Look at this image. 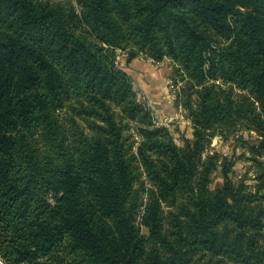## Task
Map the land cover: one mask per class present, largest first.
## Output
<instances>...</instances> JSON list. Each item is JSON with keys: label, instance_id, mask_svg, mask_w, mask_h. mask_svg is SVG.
Masks as SVG:
<instances>
[{"label": "trees", "instance_id": "1", "mask_svg": "<svg viewBox=\"0 0 264 264\" xmlns=\"http://www.w3.org/2000/svg\"><path fill=\"white\" fill-rule=\"evenodd\" d=\"M74 1L0 0L3 264H264V0ZM117 49L175 62L183 147ZM241 130L258 135L252 187L210 152Z\"/></svg>", "mask_w": 264, "mask_h": 264}, {"label": "rangeland", "instance_id": "2", "mask_svg": "<svg viewBox=\"0 0 264 264\" xmlns=\"http://www.w3.org/2000/svg\"><path fill=\"white\" fill-rule=\"evenodd\" d=\"M49 1L72 2L75 7L77 6L74 0ZM115 54L119 65L130 76L138 99L145 102L151 109L153 124L156 127L167 129L174 142L179 147H183L186 139H192L193 128L187 111L178 103V94L185 87L186 81L182 80V76L176 71L175 62L168 57H164L161 61H155L147 58L143 52H138L134 58L128 61L129 51L121 49H117ZM59 119L68 127L71 126L70 120H75L80 126H83L82 116L76 114L71 106L60 111ZM257 138L258 135L255 132L241 130L227 138L215 135L211 139L210 152H219L232 161L233 168L229 178L235 186L240 181L250 187L255 184L253 179L255 168L252 162L247 159L250 156L247 147L256 143ZM223 184L224 176L219 165L210 175L209 188L215 191ZM141 233L145 236L149 235L148 229L144 226H141ZM261 235L264 240V228ZM206 262L209 264H235L219 257L209 260L208 254L200 260V263ZM0 264H3L1 257Z\"/></svg>", "mask_w": 264, "mask_h": 264}]
</instances>
